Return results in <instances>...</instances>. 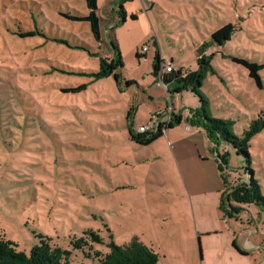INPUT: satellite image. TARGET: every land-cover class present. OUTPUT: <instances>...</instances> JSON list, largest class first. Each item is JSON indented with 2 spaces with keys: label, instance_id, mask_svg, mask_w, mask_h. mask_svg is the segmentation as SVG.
<instances>
[{
  "label": "rangeland",
  "instance_id": "obj_1",
  "mask_svg": "<svg viewBox=\"0 0 264 264\" xmlns=\"http://www.w3.org/2000/svg\"><path fill=\"white\" fill-rule=\"evenodd\" d=\"M120 1L98 0L97 41L88 21L61 14L86 15V0H0V233L19 250L29 252L44 234L71 251L70 264H96L70 243L87 228L102 235L95 245L103 251L111 240L125 246L164 238L167 212H179L185 197L173 189L177 178L164 140L138 145L125 132L128 124L138 130L154 118L167 122L163 117L175 109L181 127H197L188 118L199 96L190 89L173 93L172 106L167 84L153 73L158 49L163 69L171 63L187 72L198 67V49L206 44L215 73L201 89L214 116L234 120L236 134L264 114V67L260 87L233 59L264 64V0H125L126 20L118 22ZM230 22L231 39L215 43L212 33ZM29 31L36 34L21 35ZM113 42L123 65L94 76L101 61L112 65L117 57ZM144 46L149 51L139 57ZM81 84L86 88L79 92L62 91ZM206 136L211 160L205 167L213 163L216 173L217 147ZM219 149L230 152L226 171L234 181L248 166L246 157L226 141ZM250 153L264 195V128ZM247 207L239 223L262 241L264 211ZM259 258L264 264V251Z\"/></svg>",
  "mask_w": 264,
  "mask_h": 264
},
{
  "label": "trees",
  "instance_id": "obj_2",
  "mask_svg": "<svg viewBox=\"0 0 264 264\" xmlns=\"http://www.w3.org/2000/svg\"><path fill=\"white\" fill-rule=\"evenodd\" d=\"M120 1V9L118 11L119 21L126 20V12L123 10V2ZM127 1V0H126ZM88 13L86 15H75L67 12H62L69 19L88 21L90 24L91 32L97 41L102 39L101 35V18L98 14L99 4L98 0H86ZM132 18L136 19L137 15L132 14ZM115 26L111 25V30ZM235 31L233 23H227L215 30L212 33V38L217 44H224L225 41L230 40ZM36 34V31H29L21 33L22 36H30ZM205 45L199 47L198 67L194 70L184 72L181 68L174 69L172 66L171 71L163 74L162 80L167 84V90L172 96L173 93L180 94L185 89H190L193 93L199 96V106L192 112V116L188 119L192 124L201 126L205 129L209 138L215 142L217 147L216 160L218 163V170L223 184V190L220 197V209L223 216L240 219V213L244 210L243 205L255 204L264 211V195L261 191V185L255 176V171L251 168V140L254 135L264 128V114H260L257 118L252 120L249 127L238 135L234 132V120L230 118H223L214 116L211 113L210 101L208 97L202 92L203 80L208 73H215V69L211 65L212 55L205 53ZM114 49L117 51V57L114 58L113 64H107L105 61L100 62V71L94 73V76H107L114 72L115 69L122 66V56L118 44L113 42ZM140 54L138 56H144ZM233 59L245 65L249 69L250 75L256 80L257 84L262 87V79L259 70L264 67L260 64L249 59L233 56ZM163 59L159 52L152 62L153 73L156 76L157 72L162 69ZM118 77V74L115 75ZM127 84H131L128 81ZM86 88V84H81L75 87L62 88L64 92H79ZM158 117L161 113H156ZM182 115L177 112H172L171 118L167 122L160 121L154 130H146L139 132L131 124H128L129 136L131 140L140 145H147L159 137L164 132L180 124ZM222 141L234 144L238 154L246 157L248 166L244 169L242 174H238L234 181L228 177L226 168L229 166L228 150L219 151L218 147ZM39 243L34 245L29 252L19 250L18 244L8 239L4 233H0V264H70L69 256L71 251L61 247L53 241V238L44 234H39ZM104 238L99 231L92 228L85 229L80 236H73L71 238V246L75 249L83 250L87 257H92L97 260L96 264H158L160 253L153 247L147 244L134 241L128 245L121 246L111 240L107 245L108 251L96 248L97 243H103ZM235 247L241 251L239 245L234 241ZM82 264V263H80Z\"/></svg>",
  "mask_w": 264,
  "mask_h": 264
},
{
  "label": "crops",
  "instance_id": "obj_3",
  "mask_svg": "<svg viewBox=\"0 0 264 264\" xmlns=\"http://www.w3.org/2000/svg\"><path fill=\"white\" fill-rule=\"evenodd\" d=\"M167 93L170 95L168 90ZM170 97L175 106V98ZM167 118L166 115L162 120ZM181 125L167 129L155 140H164V154L177 178L173 189L177 188L185 197L179 212H167L164 238L157 237L156 245H149L160 253L158 264H262L263 258L259 257L264 251V237L261 241L256 234L253 240L254 235L239 223L242 216L225 217L219 207L223 184L219 170L213 173V163L205 167L211 160L205 150L209 143L205 130ZM125 133L129 135L128 125ZM127 141L133 140L128 136ZM247 206L243 205V211L249 209ZM234 241L245 252L239 251Z\"/></svg>",
  "mask_w": 264,
  "mask_h": 264
},
{
  "label": "built area",
  "instance_id": "obj_4",
  "mask_svg": "<svg viewBox=\"0 0 264 264\" xmlns=\"http://www.w3.org/2000/svg\"><path fill=\"white\" fill-rule=\"evenodd\" d=\"M147 51H149V46H144V47L142 48V50H141L139 53H140V54H146ZM172 66H173V65H172L171 63H169V64L166 65L165 69H163V67H162V69L159 70V71L157 72V74H156V79H159V80H157V81H158L160 84L166 86V84H165V83L163 82V80H162V76H163V74L166 73L167 71H171V70H172ZM170 116H171V115H170ZM170 116L168 117V120H170V118H171ZM152 121H153V122H151L150 124H146L145 126H143V127H141L140 129H138V131H139V132H143V131H146V130H154V129L158 126L160 120H159V119H156V120H155V118H154V120L152 119Z\"/></svg>",
  "mask_w": 264,
  "mask_h": 264
}]
</instances>
